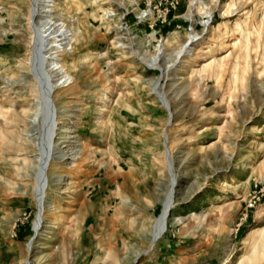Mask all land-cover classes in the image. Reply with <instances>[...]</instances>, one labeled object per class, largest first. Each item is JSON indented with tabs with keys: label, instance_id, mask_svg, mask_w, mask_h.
<instances>
[{
	"label": "rangeland",
	"instance_id": "1",
	"mask_svg": "<svg viewBox=\"0 0 264 264\" xmlns=\"http://www.w3.org/2000/svg\"><path fill=\"white\" fill-rule=\"evenodd\" d=\"M56 1L76 83L53 93L69 137L53 136L40 217L31 1L0 0V264H238L264 232V0H173L164 23L144 12L157 0ZM191 28L204 39L169 66Z\"/></svg>",
	"mask_w": 264,
	"mask_h": 264
},
{
	"label": "bare ground",
	"instance_id": "2",
	"mask_svg": "<svg viewBox=\"0 0 264 264\" xmlns=\"http://www.w3.org/2000/svg\"><path fill=\"white\" fill-rule=\"evenodd\" d=\"M31 7L29 9V26L32 32V44L33 53L31 56L32 62L30 70L33 72L35 83L31 85V89L37 95L36 99V118L43 121L44 124V141L40 146V153L36 166V184L34 189V196L37 199L39 206V216L42 217L44 207V195L45 185L48 182L47 170L49 163L55 153L54 134L61 128H58L56 122V109L53 104V93L56 89L64 86H72L76 83L75 76L65 66L63 60V53L71 48L72 40L74 38V32L72 28L67 27L64 22L58 23L54 18V13L58 8L56 0H30ZM194 9L200 11V13H207L206 7L197 5L198 0H192ZM203 9V11H202ZM209 14V13H208ZM190 18L193 17L192 11H190ZM203 24L205 26L210 25V16L208 15ZM74 35V36H73ZM204 37L198 32L193 31L188 33L187 39L178 48L173 49L171 56L172 63L169 66L182 62L184 58H188L194 55L197 46L202 42ZM168 49L166 44L162 41L158 46L157 53L153 56L146 58L147 64H157L164 56H167ZM193 60V59H192ZM237 75H234L233 81H237ZM232 81V82H233ZM113 89V88H112ZM112 89L109 88L102 97V102L105 107L110 100V94ZM101 114H104V107L101 108ZM106 124V122H103ZM61 136L59 141L64 143L69 137L68 128L61 129ZM75 144L70 148L69 159L75 163L83 157L84 149L81 147L80 140L77 139ZM60 183L63 182V178L59 179ZM175 181L173 180V183ZM234 178L231 179V184H236ZM170 202L166 204V212L168 211ZM161 218L160 227L156 230V233L164 228L166 222V214ZM47 226V222L40 219L37 224L38 235H42L41 229ZM261 243V246H260ZM260 247L264 249V232L261 228L253 230L249 238L244 243V254L240 258L238 264H251L253 261H258L264 256V250H260ZM248 251H251L253 258L248 256ZM261 254V255H260Z\"/></svg>",
	"mask_w": 264,
	"mask_h": 264
},
{
	"label": "built area",
	"instance_id": "3",
	"mask_svg": "<svg viewBox=\"0 0 264 264\" xmlns=\"http://www.w3.org/2000/svg\"><path fill=\"white\" fill-rule=\"evenodd\" d=\"M176 4L173 0H157L153 6V11H144L146 16H156V19L161 23L167 22L168 16L172 8H175Z\"/></svg>",
	"mask_w": 264,
	"mask_h": 264
},
{
	"label": "water",
	"instance_id": "4",
	"mask_svg": "<svg viewBox=\"0 0 264 264\" xmlns=\"http://www.w3.org/2000/svg\"><path fill=\"white\" fill-rule=\"evenodd\" d=\"M170 210H171V207L169 208V211H168L169 213H170Z\"/></svg>",
	"mask_w": 264,
	"mask_h": 264
}]
</instances>
